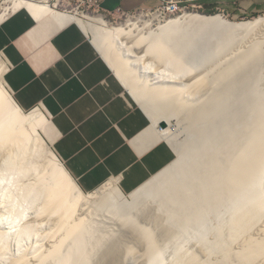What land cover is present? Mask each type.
Returning a JSON list of instances; mask_svg holds the SVG:
<instances>
[{
    "label": "bare ground",
    "instance_id": "6f19581e",
    "mask_svg": "<svg viewBox=\"0 0 264 264\" xmlns=\"http://www.w3.org/2000/svg\"><path fill=\"white\" fill-rule=\"evenodd\" d=\"M59 2L5 0L0 8V22L16 10L26 8L38 20L51 18L59 26L76 23L86 35L87 26L92 25L96 32L94 40L89 39L123 86L143 105L161 138L175 146L178 156L129 194L121 190L117 179L87 194L69 176L51 146V138L47 142L44 139L41 132L49 122L46 113L40 108L26 112L14 100L3 78L6 64L0 60V153H12L6 167L2 162L8 190L6 198L0 201V219H8L15 204L29 200L39 201L31 220L26 219L33 205H26L19 210V221L14 219L10 223L19 222L20 236L48 224L52 218L59 224L53 229L49 226L50 230L43 235L48 239L59 233L54 241L48 239L52 244L46 245L51 249L40 255L44 259L34 263L45 264L52 256L53 264H90L93 253L87 250L85 231L87 234L89 229L84 226L86 221L97 217L98 210H104L107 217L127 225L134 239L143 245L139 254L143 261L137 264H163V259L168 257L162 258L165 242L163 245L158 242L157 227L153 233L152 227L140 226L130 210L139 198L151 197L152 204L156 202L154 209L162 215L147 212L144 216L156 219L162 225L160 239L164 236L168 240L182 236L183 230L195 221H204L208 210L238 203L225 229L217 225L208 242H202L204 237L199 238L203 243L199 248L201 256L194 249L186 252L182 246L184 254L176 247L174 250L180 253L177 255H184L178 259L174 256L176 262L169 258V264H264V95L253 89L248 90L250 97L246 96V89L252 88L247 87L248 74L257 67L264 53L259 47L264 44V15L232 21L220 13L184 11L163 19L153 12L148 17H129L126 22L112 24L102 15H81L77 8L59 10ZM154 20H157L155 27ZM237 37L241 42L249 38L251 44L236 54L231 64L221 55ZM211 41L217 45L216 51L205 54L207 51L202 50L194 55L197 44L204 42L202 46L208 49ZM187 52L191 57H186ZM214 57L221 60L216 76L212 77L213 66L209 65L211 68L205 71L197 68V61H212ZM130 58L139 65H133ZM173 113L182 118L185 129L191 133L183 143L174 140L171 132L169 118ZM161 122H165V127L160 126ZM15 176L22 183L12 189L10 178ZM9 201L11 205L7 206ZM118 203L127 213L124 218L117 212ZM122 238L106 245L99 264L129 261V247L123 246ZM69 242L71 245L62 252L61 248ZM29 258L18 257L11 263L25 264L31 262Z\"/></svg>",
    "mask_w": 264,
    "mask_h": 264
},
{
    "label": "crops",
    "instance_id": "0c3cea01",
    "mask_svg": "<svg viewBox=\"0 0 264 264\" xmlns=\"http://www.w3.org/2000/svg\"><path fill=\"white\" fill-rule=\"evenodd\" d=\"M104 12L150 9L165 0H98ZM237 20L264 14V0H182ZM4 81L26 112L43 110L53 149L84 192L117 179L125 194L175 158L89 37L20 8L0 22ZM136 100V101H135Z\"/></svg>",
    "mask_w": 264,
    "mask_h": 264
},
{
    "label": "rangeland",
    "instance_id": "374dc122",
    "mask_svg": "<svg viewBox=\"0 0 264 264\" xmlns=\"http://www.w3.org/2000/svg\"><path fill=\"white\" fill-rule=\"evenodd\" d=\"M55 2H56V0H51L52 4L55 3ZM4 3H5V0H0V8H1V6H4L3 5ZM186 6H188V7L184 11H196V12H200V13H203V14H217V13H219V12H206V11H203V10H200V9L196 8L195 5H194V7H192L193 5L192 6L191 5L190 6L186 5ZM76 8L78 9L77 11L80 12V14L82 13V14H90V15H102V16H104V18L107 21H109L112 24H116V23L118 24V23L126 22V20L129 17H132L134 19H137L139 16H140V18L141 17H148L153 12L159 13L160 17L163 18V19L173 18V17L179 16V15L184 13V11L176 13V7H169L167 9V14H166L165 13V6L162 5V4L159 5L158 7H155V8L138 9V10H135V11H132V12H125V11L104 12V11H102L99 8V6L92 5V3H90L89 1L81 2V1H78V0H60L59 6H58L59 10H66V11H73ZM220 14H222V13H220ZM260 15H264V14H260ZM257 16H259V15L252 16V17H249V18H241V19H237V20H232V19H230V18H228L226 16L225 17L228 18L229 20H232V21H243V20L252 19V18L257 17ZM80 17L82 18L83 22L88 23L87 20L84 17H82V16H80ZM156 22H157V20H154V27L157 26ZM95 32H96V30L93 28L92 25H88L87 26L86 33H87V35L89 36V38L91 40H94ZM249 40H250L249 38H245L241 42L240 38L238 39V37L233 39L231 41V43L229 44V46L227 48H225V50H224V52H223V54L221 56L222 57L225 56L224 60L226 62H229V63L232 64L233 59L235 58V55L240 53L241 51H244L245 48H247L251 44L249 42ZM200 45L201 46L204 45V42H202L200 44H197L198 48H195V53H194V55H196V56L200 53L199 51H202V50H206L207 51V52H205V54H209V53H212V52L216 51V49L214 50V48L217 45L214 44V41L210 42V44H209L210 47L208 49L206 48L208 46H206V47L202 46V47H204V48H202ZM259 47H260V50L261 49L263 50L264 49V44L259 45ZM117 51H118V49H117ZM189 51H191V49H189ZM187 54H189V55L187 56ZM187 54H186V57H191V55H190L191 53L190 52L189 53L187 52ZM217 59H218V57H214V59L211 58L212 61H206L204 59L201 60V61H197V68L199 67L198 68L199 70H204L205 71L206 69L207 70L210 69L211 68L210 66H213L212 68H213L214 72L212 73V77H214V76H216L214 73H216L215 71L219 67L217 65L221 61V60H219V59L217 60ZM129 60H130V62L133 61L132 62L133 65H135V66L139 65L138 62H134V60H132L131 58ZM258 61L259 62L257 63V67L254 70L250 71L249 74H248L247 87H249V88L252 87V88L251 89H248V88L246 89L247 98H249L250 94H251V92H249L248 90H253V89H255V92H257V93L259 92L260 96L264 95V53L261 54V57H259ZM247 70H250V69H247ZM113 71L115 72V70H113ZM140 75L142 76L143 74L141 73ZM125 88L130 92V90L127 87H125ZM130 94H131V92H130ZM131 96L134 98V96L132 94H131ZM136 102H137V104H139V106H141L143 109H145L143 107V105L139 101H136ZM246 103L249 104V102H246ZM246 105H245V108H247ZM169 119H170V123H171V127H170L171 128V132H173V134H174V140H176L179 143H183L186 140H189V138L191 137V133H189L185 129L186 128V123L184 121H182V118L179 117L176 113H173V114H171V117ZM41 133H42L44 139L47 142L48 139H49V136H48V134L46 132V129H43V131ZM168 143L171 145V147L175 151V158L174 159H176L178 155L176 153L175 146L173 147V145L170 142H168ZM51 146L53 148V144ZM3 154L4 153H0V156L2 155V157H3L2 159L0 157V182H1V179L3 180L1 182V186H0V201L1 202L3 201V199L6 198V194H7V190H8V184L6 183L7 178L5 177V175H3V171L2 170H5V167L7 166L6 164H8V160L10 159V155L12 153L9 151V152H6L4 155ZM11 160L12 159H10L9 162ZM2 162L3 163L5 162L4 163L5 167H4V164H2ZM15 163L18 164V161L16 160ZM15 167L19 168L17 165ZM4 174H6V173L4 172ZM20 175H21V173H20ZM10 180L13 183V186L11 187L12 189L19 188V184L22 183V180H21V178H19V176H15L14 179L10 178ZM11 182L9 183V185L12 184ZM110 182H112V180L109 181V183ZM4 183H6V184L4 185ZM109 183L107 182V183H105V185L109 184ZM105 185H102L98 189L102 188ZM98 189H96V190H98ZM86 193L89 194V193H92V192H86ZM263 193H264V185H263ZM14 198H17V197H14ZM157 198L158 197H156V199ZM152 199L153 198H151V197L139 198L138 201L132 203L133 206L131 207V209L130 208L129 209L132 211L131 212L132 217L135 218V220L140 224V226H142V227L145 226V228H148V229L150 227H152L150 229L154 230L153 233H155L157 231L155 233V236L157 238L159 237V239H160V238H162V236L160 237V235H162L161 234L162 225L159 226L158 221L156 219L150 218V217L146 218L144 216V214L147 213V212H150L151 214H152V212H154V214H155V212H157L156 213L157 215H160V214L162 215L161 211H159V210L156 211L154 209L156 207V204H154V203H156V202H153V204H152ZM111 202H112V200H111ZM6 205L10 206L11 205L10 201ZM26 205H33L30 208V210L27 212V213H29V217L26 219V220H31V216H33L32 212L36 208V205H39V201L32 202V201L27 200V201L21 202L20 204H15V206L13 207L14 209L11 210V213L9 215L10 217L8 219H6V220H1L0 219V231H1L0 232V252L1 251L3 252V253L2 252L0 253V264H12L13 263L12 261H14L16 258L22 257V256H25V257L28 256V258L30 257L29 259H31V262L30 261L28 263L26 262L27 264H32V263L35 264L38 261V259L39 260L44 259V258H41V256H43L45 251H48V248H49V250L51 249L50 247H47V246L48 245L50 246L52 244L50 242H52V240L54 241L56 239V237L59 236V233H58L55 236H52V238L47 237L48 239L49 238L51 239V240H49L50 242L48 241V239L43 237V235L48 230H50V228L53 229V228H56V227L59 226V224L56 221L57 219H55V218L54 219L52 218L48 222V224H44L43 226H41L38 229L27 231V233L23 232L24 234L21 233V236H20L19 235L20 234L19 233V226H20L19 222H17L16 224H13V225H11L10 223L14 219L19 221V217H18L19 216V210L20 209L22 210V208H24V206H26ZM121 206L122 205L120 203H118V205L116 206L118 208L117 212L118 213L120 212L119 213L120 217L124 218V217L127 216V213H124L122 211ZM237 206H238V203L237 204H233L231 206L228 204V205H224V206L222 205L220 207H217L218 209L215 208V209L208 210L206 212L205 217H204V221H202V220L195 221L190 227H187V228H185L183 230L182 236H181V234L178 235L179 236L178 239H176L178 236L175 237L172 240L170 238L168 240V239H166L163 236V238L166 239V241L164 239H160V241H159V239H158V242H160V244H162V245H163L162 242H165L164 243L165 247L162 250L164 252L163 253L164 255H162L163 256L162 258H166V257H168V258H166L167 260L163 259V264L171 263L170 259H172V258H174V259H172V261L176 262L177 261L176 259L180 258L181 256H183L185 254L183 251L187 250L189 252L190 248H191V251H193L192 249H194L195 253L200 254V256H201V251H200L199 248H200L201 244H203L202 242H205V241L208 242L210 240L211 236L215 233V230H213V229L217 225H222L223 229H225L227 227L226 225H227V223L229 221L230 215L232 214V212L234 211V209ZM98 212L95 215L97 217H93L92 219L88 220L89 222L86 221L87 225L85 223L86 226H84L86 230L89 229L87 231V234H86V231H85V236L87 238V244H86L87 246L86 247H87L88 251L91 250L92 253H93L91 255L92 256L91 260H89L90 264H99V263H101L100 262L101 261L100 253L103 252V250L107 247L106 245H108L110 243V241H114L116 239L121 240L122 237H123L122 238L123 246L129 247L128 253L131 254V255L129 257V254H128V257L133 262L135 261L133 264H137L140 261L142 262L143 260L140 258L139 254L142 253L141 251H143V250H141L143 248V245L141 247L140 246L141 243L136 238L134 239L135 236H133L128 231V226L127 225L125 226V224L123 226V224L120 221L114 220L111 217H107V214H106L107 212L104 211V210L103 211L102 210H98ZM104 212H105V214H104ZM137 217H139V218H137ZM54 220L56 222H54ZM155 222H157V224ZM71 223L72 222L70 221L69 224H71ZM161 224H162V222H161ZM49 226H50V228H49ZM155 226L157 227V230L154 229V228H156ZM158 228H160V230ZM90 229H93L92 232H91ZM1 233H3L4 237H3V235ZM25 233L27 235H25ZM209 236H210V238H209ZM201 237H204V238H202V240H203L202 242L199 241L200 240L199 238H201ZM1 238L3 240H1ZM42 238L45 239V240L44 239L42 240V241H45V243H43L41 241ZM206 238H207V240H206ZM19 239H21L22 242ZM90 241H91V243H90ZM125 241H128V242H125ZM97 242H99V243H97ZM38 243H41V244H38ZM70 245H71L70 242L67 243V244H64V246L61 248V251L64 252L65 249H67ZM182 246L184 248H182ZM176 247H177V249H180V250H181V248L185 249L183 251L181 250V252H183L184 254H181V256H178L177 254H180V253H178L179 251L176 252V250H177ZM36 248H38L39 250L36 249ZM133 249H134L135 253L133 252ZM174 249H176V250H174ZM4 251H5V253H4ZM196 251H198V252H196ZM137 253H138V255H137ZM30 254L33 255V256H31ZM174 256L175 257L177 256V258L175 259ZM136 257H138L139 260ZM51 259H52V256L47 258L48 261L47 262L45 261V264H53V262H51L53 260H51ZM53 259L55 261L54 257H53ZM130 259H128L129 261L126 264L132 263V261ZM133 259H135V260H133ZM136 259L138 261H136ZM167 261H169V262H167Z\"/></svg>",
    "mask_w": 264,
    "mask_h": 264
},
{
    "label": "built area",
    "instance_id": "2783aa9c",
    "mask_svg": "<svg viewBox=\"0 0 264 264\" xmlns=\"http://www.w3.org/2000/svg\"><path fill=\"white\" fill-rule=\"evenodd\" d=\"M78 1H89L92 5L99 6L98 0H78ZM162 5L165 6V13L167 14V9L169 7H176V13L184 11L188 6L184 5L182 0H165ZM192 6V5H191ZM194 7V5L192 6Z\"/></svg>",
    "mask_w": 264,
    "mask_h": 264
},
{
    "label": "water",
    "instance_id": "95a60500",
    "mask_svg": "<svg viewBox=\"0 0 264 264\" xmlns=\"http://www.w3.org/2000/svg\"><path fill=\"white\" fill-rule=\"evenodd\" d=\"M160 126H161V127H165V122H161V123H160ZM67 173H68V172H67ZM68 174H69V173H68ZM69 176L74 180L75 183H77L76 180H75L71 175H69Z\"/></svg>",
    "mask_w": 264,
    "mask_h": 264
}]
</instances>
